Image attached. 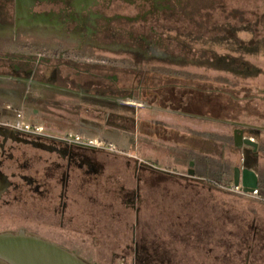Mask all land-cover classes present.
I'll use <instances>...</instances> for the list:
<instances>
[{
  "label": "flooded vegetation",
  "instance_id": "1",
  "mask_svg": "<svg viewBox=\"0 0 264 264\" xmlns=\"http://www.w3.org/2000/svg\"><path fill=\"white\" fill-rule=\"evenodd\" d=\"M137 1L142 3L134 6L135 11L131 10ZM202 1L206 6L216 3L215 0H0V110L16 117L14 124L0 121V216H7L10 222L17 216L37 219L77 231L86 238L84 202L85 196L89 199L92 195L85 194V187L92 186L96 192L101 180H114L99 155L113 158L117 153H128L117 148L106 134L127 132L128 140L135 141L137 110L127 99L139 104L143 98L150 101L148 94L155 98L166 94L164 82L152 87L143 82L144 76L153 72L144 67L145 63L212 65L229 61L227 53L205 49L200 53L203 48L197 50L196 46L203 36L180 25L181 19L195 15ZM148 18L152 19L150 23ZM169 19L176 21L175 26ZM133 21L139 22L133 26ZM99 52L117 56L122 53L129 59L116 65L100 57ZM78 93H94L100 98L101 110H81L83 95ZM66 99L77 101L69 106ZM19 123L28 127L20 128ZM85 131L96 136L85 138L82 135ZM101 132L106 134L99 135ZM194 133L202 139L213 138L208 132ZM220 142L226 145L221 139ZM193 153L213 157L191 150L190 154ZM128 155V161L135 167V185H131V176L120 189L126 198L137 200L144 186L142 173L157 168L140 156ZM187 174L208 181L196 176L195 169L194 175ZM132 207L138 209L136 203ZM20 231L62 246L35 232H27L22 226L0 233Z\"/></svg>",
  "mask_w": 264,
  "mask_h": 264
},
{
  "label": "rangeland",
  "instance_id": "2",
  "mask_svg": "<svg viewBox=\"0 0 264 264\" xmlns=\"http://www.w3.org/2000/svg\"><path fill=\"white\" fill-rule=\"evenodd\" d=\"M215 1L207 6L202 1L195 15L181 19L180 25L203 36L196 46L203 48L200 53L204 49L227 53L229 61L212 65L146 62L144 67L153 72L143 82L147 87L164 82L166 94L157 98L148 94V102L143 98L139 104L129 103L137 110L135 141L128 140L127 132L123 142L121 135L106 134L117 148L157 160L158 168L165 171L145 169L142 195L137 200L126 198L120 185L131 176L135 185L134 163L121 153L113 158L99 155L114 180H101L96 192L92 186L85 187V194L92 195L85 196L84 202L86 238L77 231L22 216L14 222L0 216V230L16 231L22 226L57 241L90 264H264V201L189 176V169L196 168L189 166L190 155L182 148L195 146L201 153L214 155L232 174L235 167L249 166L264 177V130L255 129L264 128V0ZM141 3L135 2L131 10ZM168 21L175 26V20ZM138 22L133 21V26ZM97 54L116 65L129 59L122 53ZM145 103L161 107L149 110ZM179 109L184 115L168 111ZM231 120L254 127V133L246 134L259 143L257 153L233 143V130L241 124L227 125ZM0 121L14 124L16 117L0 110ZM158 126L167 128L173 137L158 134ZM196 131L214 133L213 138L202 139ZM148 146L153 156L146 155ZM135 203L138 209L132 207Z\"/></svg>",
  "mask_w": 264,
  "mask_h": 264
},
{
  "label": "water",
  "instance_id": "3",
  "mask_svg": "<svg viewBox=\"0 0 264 264\" xmlns=\"http://www.w3.org/2000/svg\"><path fill=\"white\" fill-rule=\"evenodd\" d=\"M255 129L264 130L259 127ZM234 144L237 147H251L255 153L259 148V143L254 138L245 136L243 130L237 129L234 132ZM193 164L190 163L191 166ZM188 173L194 175V170L189 169ZM258 181V174L252 168L247 166L234 168L233 184L235 186L241 184L244 192H252L258 188ZM0 260L7 264H90L62 246L37 236L27 235L23 231L17 234L0 233Z\"/></svg>",
  "mask_w": 264,
  "mask_h": 264
},
{
  "label": "crops",
  "instance_id": "4",
  "mask_svg": "<svg viewBox=\"0 0 264 264\" xmlns=\"http://www.w3.org/2000/svg\"><path fill=\"white\" fill-rule=\"evenodd\" d=\"M79 94V93H78ZM94 94V93H93ZM93 94H84V93H82V94H79V95H83V96H85V97H83L82 96V107H81V110H95V108H97V110H101L100 108L101 107H99L100 106V98H98V96H96L95 94L93 95ZM79 98H80V96H79ZM66 100H68L70 103H68V105L69 106H71V103H74V102H76L77 100H73V99H66ZM138 101L137 100H133V101H131V103L132 104H138L137 103ZM6 103V102H5ZM8 103H10V102H7V104ZM149 106V107H148ZM145 108L146 109H149V110H158L159 108H160V106H158L157 104H153V105H151V104H148L147 106L145 105ZM181 109H179V110H177V111H175L174 113H180L181 115H184L181 111H180ZM172 113V112H171ZM187 114V113H186ZM202 118V117H201ZM211 118L212 117H210V116H206L204 119H206V120H211ZM124 120V119H123ZM215 120V119H214ZM213 120V121H214ZM157 121V120H156ZM215 121H218V119H216ZM220 121V120H219ZM227 123V125L228 124H237L238 126L240 125V127H235L237 130H243V132H244V135L245 136H248V137H251V135H249V134H246V132L249 130V129H254V128H252V127H250L249 128V126H247L245 123H239V122H235V121H226ZM236 129H234V131H233V135H234V132H235V130ZM158 130H160V132L158 133V134H161V135H165V136H167V135H169V136H172L173 137V134H172V132L171 131H169V130H167V128L166 129H164L163 127H161V126H158ZM150 132V131H149ZM196 132H202V131H196ZM109 133H111L112 134V137L114 138V137H116V136H118L117 135V132H109ZM174 133V132H173ZM193 133V132H192ZM103 134H106V132H101V133H99V135H103ZM174 134H176L177 136H179V137H182V138H184V137H186V136H184L182 133L181 134H177V133H174ZM212 134H214V133H212ZM82 135H83V137H85V138H88V137H90V136H96V133H91V132H87V131H85V132H83L82 133ZM121 135V140H122V142L124 141V137H123V134H120ZM135 135H137V134H135ZM125 136V135H124ZM113 138H111V137H107V139L108 140H110V141H113ZM135 138V137H134ZM174 139L175 138H173L172 140V143L174 142ZM127 142H128V140L125 142V145H126V147L125 148H127ZM134 146L135 145H132V147L134 148ZM182 148H184L183 150L185 151V153H187V155L189 154L190 155V151L191 150H193V151H196V152H200L201 153V151L197 148V147H189V146H187V145H183L182 146ZM124 150H126L128 153H129V151L127 150V149H124ZM139 150V149H138ZM145 151V150H144ZM204 152V154L206 153L205 151H203ZM128 153H127V155H125V156H128L129 157V155H128ZM130 154V153H129ZM153 151L151 150V147H149L148 146V149L146 150V155H148V156H153ZM208 154V153H207ZM135 155H137V153H135L134 154V156ZM210 155V154H209ZM121 156H123V155H121ZM137 156H139V155H137ZM211 156H212V154H211ZM140 157H142V156H140ZM212 158H216L214 155H213V157ZM128 159H130V158H128ZM143 159V158H142ZM216 159H218V158H216ZM145 160V159H144ZM146 162H148L149 164H151V165H153L155 168H157L158 170H165V169H160V168H158V161L157 160H155V161H152L151 159H147V160H145ZM190 161V160H189ZM190 165V164H189Z\"/></svg>",
  "mask_w": 264,
  "mask_h": 264
},
{
  "label": "trees",
  "instance_id": "5",
  "mask_svg": "<svg viewBox=\"0 0 264 264\" xmlns=\"http://www.w3.org/2000/svg\"><path fill=\"white\" fill-rule=\"evenodd\" d=\"M248 131L254 133L252 129H249ZM198 134L205 136L203 133ZM190 160L194 161V168H196L195 175L201 178H206L213 184V186L220 187L222 185L224 187H229L233 184V174L230 172L229 166L225 165L220 160L197 153L190 154ZM258 179V190L260 197L262 198L261 201H264V177H261L258 174Z\"/></svg>",
  "mask_w": 264,
  "mask_h": 264
},
{
  "label": "built area",
  "instance_id": "6",
  "mask_svg": "<svg viewBox=\"0 0 264 264\" xmlns=\"http://www.w3.org/2000/svg\"><path fill=\"white\" fill-rule=\"evenodd\" d=\"M19 125H20V123L18 124V127L23 128V129H24V127H28L27 125H25L23 123H21L20 126ZM222 188H225L226 190H231V191H233V192H235L237 194H240V195L250 196V197H253V198H256V199H259V200L262 199L260 197V193H259L258 188L254 189L252 192H244L241 184L239 186H235L234 184H232L229 187H224L223 186Z\"/></svg>",
  "mask_w": 264,
  "mask_h": 264
}]
</instances>
